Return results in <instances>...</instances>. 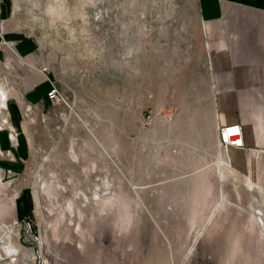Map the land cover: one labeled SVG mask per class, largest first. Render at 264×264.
<instances>
[{
	"label": "rangeland",
	"instance_id": "obj_1",
	"mask_svg": "<svg viewBox=\"0 0 264 264\" xmlns=\"http://www.w3.org/2000/svg\"><path fill=\"white\" fill-rule=\"evenodd\" d=\"M193 4L14 0L60 99L7 101L26 144L0 176L23 208L0 230V264H264L244 185L203 144L155 135L142 106L155 53L191 26ZM129 47H142L133 71Z\"/></svg>",
	"mask_w": 264,
	"mask_h": 264
},
{
	"label": "crops",
	"instance_id": "obj_2",
	"mask_svg": "<svg viewBox=\"0 0 264 264\" xmlns=\"http://www.w3.org/2000/svg\"><path fill=\"white\" fill-rule=\"evenodd\" d=\"M193 6L197 14L188 21L191 26L181 37L173 32L168 48L155 53L154 72L147 76L154 80L144 84L142 106L150 112L147 121L155 135L170 134L177 147L203 144L198 152L217 170L219 159L224 160L244 185L248 211L264 239V0H194ZM0 17L1 176L16 166L26 144L19 131L22 114L4 111L8 99L18 108L24 100L50 101L52 86L60 90L51 59L17 14L14 0H2ZM141 48L129 47L123 55L128 71L142 64ZM236 123L244 146L221 147L218 128ZM2 184L0 179V189ZM18 195L0 193V230L22 218Z\"/></svg>",
	"mask_w": 264,
	"mask_h": 264
},
{
	"label": "built area",
	"instance_id": "obj_3",
	"mask_svg": "<svg viewBox=\"0 0 264 264\" xmlns=\"http://www.w3.org/2000/svg\"><path fill=\"white\" fill-rule=\"evenodd\" d=\"M2 0H0V11H1ZM2 19L0 17V24ZM4 43L3 39H0V45ZM46 70V67H43ZM47 96L50 101L54 102L60 99V93L52 86V88L47 92ZM218 143L221 147L227 148L229 146L233 147H243L244 142L242 138V127L240 124H228L223 125L218 128Z\"/></svg>",
	"mask_w": 264,
	"mask_h": 264
},
{
	"label": "bare ground",
	"instance_id": "obj_4",
	"mask_svg": "<svg viewBox=\"0 0 264 264\" xmlns=\"http://www.w3.org/2000/svg\"><path fill=\"white\" fill-rule=\"evenodd\" d=\"M2 96V95H1ZM3 97H4V95H3ZM5 98V97H4ZM1 103V102H0ZM3 105V104H2ZM4 108V107H3Z\"/></svg>",
	"mask_w": 264,
	"mask_h": 264
}]
</instances>
